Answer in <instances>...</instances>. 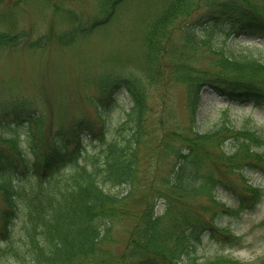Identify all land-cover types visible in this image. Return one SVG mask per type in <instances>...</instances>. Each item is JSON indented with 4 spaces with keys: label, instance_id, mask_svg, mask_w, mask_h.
Returning <instances> with one entry per match:
<instances>
[{
    "label": "trees",
    "instance_id": "obj_1",
    "mask_svg": "<svg viewBox=\"0 0 264 264\" xmlns=\"http://www.w3.org/2000/svg\"><path fill=\"white\" fill-rule=\"evenodd\" d=\"M123 1L98 0L97 16L80 30L107 23ZM74 33V29L66 30L62 39L70 41ZM250 34L264 43V0H168L146 30L147 82L121 75L103 78V97L111 102L93 100L101 108L96 119L81 118L70 131L57 129L45 144L29 129L26 148L13 135V122L0 119V142L6 147L0 148L4 202L0 264H205L206 256L198 258L205 238L239 242L240 236L223 224L224 214L252 210L262 191L246 179L245 188L235 191L203 167L201 156L207 144H212L219 148L216 158L222 170L233 172L245 166L264 170V154L249 143L262 139L254 129L235 128L227 120L199 132L195 117L205 85L230 101L264 105V62L234 45ZM21 35L0 28V48L16 46L26 37ZM198 54L207 60L206 68L196 63ZM165 68L172 83H185L188 132L176 133L173 125L166 128L165 134L178 135L185 145L170 149L176 157L173 169L164 185L152 190L163 199V211L155 212L147 197L136 214L128 206L116 207L126 195L117 196L110 189L138 182L140 148L150 141L145 135L151 123L147 88L164 80ZM121 90L128 98L126 107L123 115L111 118L116 93ZM25 115L37 121L34 113L25 111ZM234 138L232 150L225 153L224 141ZM221 189L233 193L234 205L218 196ZM201 196L205 202H198ZM188 202L199 209H192ZM128 211L136 221L123 252L115 256L97 250L98 240L112 229L114 217L128 216ZM214 257L208 259L212 264L227 259Z\"/></svg>",
    "mask_w": 264,
    "mask_h": 264
},
{
    "label": "rangeland",
    "instance_id": "obj_2",
    "mask_svg": "<svg viewBox=\"0 0 264 264\" xmlns=\"http://www.w3.org/2000/svg\"><path fill=\"white\" fill-rule=\"evenodd\" d=\"M97 1L0 0V28L26 36L14 47L0 48V119L5 123L13 122L12 133L22 147L26 148L29 129L45 144L57 129L70 131L81 118L96 119L101 108L93 100L100 99L103 104L111 102L103 97V78L121 75L140 77L147 82L146 30L168 0H125L107 23L83 32L80 27L89 26L97 16ZM70 29L75 30L73 38L64 41L62 35ZM40 38H45L44 42H40ZM234 45L246 48L264 62V43L255 34L240 37ZM195 59L201 68L207 67V60L201 54ZM165 71L164 80L151 83L147 88L151 123L145 135L150 141L140 148L138 182L129 187L109 186L115 195H126L116 207L128 206V210L135 209L136 214L137 206L147 197L153 201L155 212L163 211V199L152 190L154 186L164 185L163 181L173 169L176 157L170 149L185 145L183 138H176L178 135L165 134L166 128L173 125L176 133L188 132L185 83H172L166 68ZM116 95L109 114L111 118L123 115L128 101L123 90ZM200 96L195 130L208 131L223 120L235 128L254 129L262 140L258 144L249 142L250 146L264 154V105L230 101L207 85L201 88ZM25 111L34 113L37 121L25 119ZM6 132L12 134L10 130ZM236 141V138L224 141L225 153L232 150ZM167 144L171 148H167ZM0 148L6 149L1 142ZM218 152L217 146L207 144L201 156L203 167L210 168L237 192L245 188L246 179L247 183L261 189L262 196L252 210L232 216L224 214L223 224L240 236L239 242L217 243L205 238L198 258L202 260L206 256L205 264H212L208 259L214 256L227 258L222 262L220 258L221 264H264V170L245 166L233 172L224 171L218 165ZM218 196L229 205L235 204L233 193L221 189ZM205 201L202 196L198 200ZM190 206L199 209L196 204ZM3 207L0 195V221ZM114 218L109 234L100 238L95 248L116 256L123 252L136 216L130 213Z\"/></svg>",
    "mask_w": 264,
    "mask_h": 264
}]
</instances>
